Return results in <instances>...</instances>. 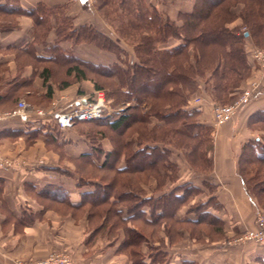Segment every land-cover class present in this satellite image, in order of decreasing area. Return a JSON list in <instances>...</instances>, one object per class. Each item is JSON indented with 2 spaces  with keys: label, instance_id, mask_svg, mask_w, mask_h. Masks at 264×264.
<instances>
[{
  "label": "trees",
  "instance_id": "trees-1",
  "mask_svg": "<svg viewBox=\"0 0 264 264\" xmlns=\"http://www.w3.org/2000/svg\"><path fill=\"white\" fill-rule=\"evenodd\" d=\"M95 3L98 11L104 6L121 10L115 12L122 22L117 33L133 39L137 61L125 60L124 65L118 62L94 64L77 57L72 49L76 43L86 42L100 48L101 40L110 48L118 47V43L93 25L74 27L66 3L51 7L40 1L33 9H21L10 0L0 1V32L7 34L15 30L18 28L16 16L29 14L37 29L43 26L42 37L54 30V41L44 44L51 56L39 57L46 63L60 61L65 65L67 79L59 81L60 88L69 86L73 80L91 79L95 90H106L117 101L134 102L132 107L118 114L75 123L74 127L85 124L84 130L93 149L81 167L85 170L90 166L92 170L79 179V184L89 185L92 190L83 193L78 206L91 201L99 222L97 229L107 231L110 237H117L119 229H123L125 237L120 250L127 251L133 264H147V256L152 262L169 264L164 258L168 252L161 247L151 245L150 253L145 255L141 245L161 227L170 237L169 226L164 227L165 220L179 224L201 223L198 217H176L177 210L186 203L185 190L180 193L179 188L187 183L188 188L198 187L185 182L163 193H160L162 188H157L155 194L148 195L132 180L135 174L140 173V177L149 174L148 168H156L158 179L162 167H173L169 156H164L171 150L166 144L169 139L185 135L192 141L188 148L193 152L204 148L209 129L198 122L199 111L191 105V94L199 88V81L204 80V88L213 100L226 101L241 82L249 78L251 66L242 44L247 37H251L255 45L264 44V0H195L192 11L180 15V26L148 0H95ZM236 20L240 23L230 27ZM37 29L35 38L40 35ZM171 38L178 39L179 44L159 48ZM62 42L72 45L65 46ZM42 76L48 81L52 77L51 68L45 66ZM51 95L50 86L47 96ZM153 119L157 122L153 123ZM249 121L251 125H258V129H264V109L256 110ZM43 125H48L45 132L55 139L61 138L62 131L52 119L43 120ZM104 138L110 139L111 151L104 150L101 143ZM261 139L255 137L243 144L239 160L244 165L239 163L238 173L247 191L256 197L257 210L264 209V137ZM207 151L202 150L204 156ZM206 160L209 167L213 165L209 154ZM117 173L131 179L117 177ZM204 213L209 214V211ZM147 227L151 228L150 233L145 230ZM180 264L195 262L183 260Z\"/></svg>",
  "mask_w": 264,
  "mask_h": 264
},
{
  "label": "crops",
  "instance_id": "crops-1",
  "mask_svg": "<svg viewBox=\"0 0 264 264\" xmlns=\"http://www.w3.org/2000/svg\"><path fill=\"white\" fill-rule=\"evenodd\" d=\"M40 1L51 7L68 4L70 8L67 14L74 18V27L93 25L116 41L115 33L101 18L94 0H16L14 5L21 9H33ZM148 1L179 26L182 25L180 15L192 11L195 4V0ZM239 22L236 20L229 26H235ZM17 23L18 28L15 30L7 34L0 32V111L16 109L21 100L29 103L31 108H45L52 101L66 105L93 93L95 87L91 79L73 80L65 88H60L59 81L54 82L52 77L45 81L42 76L44 67L52 69L51 65L55 62L46 63L39 56H51L44 44L54 41V30L46 38L38 39L35 38L34 19L29 14H18ZM179 42L178 39L171 38L166 43H161L159 48H172ZM62 44L72 45L69 42ZM248 45L253 46L251 43ZM72 49L77 57L94 64H109L114 63L111 61L113 59L118 60L111 53H105L98 46L86 42L76 43ZM126 52L127 57L124 55V58L127 61L133 63L138 60L133 50L127 48ZM248 57L251 61L250 56ZM105 59L110 60L105 62ZM50 86L52 95L48 97ZM258 109H264V97L250 112ZM28 114V118L17 114L0 119V154L13 161L11 166L0 163V259L6 264H15L17 258L43 259L52 251L68 250L73 257L72 264H133L128 254L120 250L125 237L123 229H119V232L122 231L117 237H110L107 231L97 229L99 222L93 214L91 201L78 206L83 193L92 190L89 185L79 184L83 173L92 170L90 166L85 170L81 168L86 155L93 152L92 142L84 130L85 124L61 130V138L55 139L45 132L48 125L38 124L39 121H49L48 118L41 119L31 111ZM155 122L157 120L153 119V123ZM247 137L246 134H234L225 129L216 134L214 148L211 150L214 166L208 174L210 178L214 176L215 188L205 202L208 198L215 197L219 204L218 209H208L220 220V238L209 243L222 245L218 258L215 254L207 264H263L264 261V244H245L235 249L224 246L229 234L251 227L257 214L253 196L238 174V163ZM101 143L105 151L112 150L109 138L102 139ZM187 170L189 176L182 182H191L203 189L201 184L205 181L202 178L206 174L201 177L199 184L191 178L194 177L193 171ZM206 181L211 182L207 178ZM141 182V187L149 186V182ZM169 189L162 187L160 193ZM186 210L178 209L176 217H193L192 212L187 213ZM155 237V240L151 238L142 243L143 253L151 245H161L162 250H168L163 246L166 243L163 229ZM193 241H196L195 238ZM199 257L193 249L183 253L182 258L197 264ZM146 262L159 264L148 259Z\"/></svg>",
  "mask_w": 264,
  "mask_h": 264
},
{
  "label": "rangeland",
  "instance_id": "rangeland-1",
  "mask_svg": "<svg viewBox=\"0 0 264 264\" xmlns=\"http://www.w3.org/2000/svg\"><path fill=\"white\" fill-rule=\"evenodd\" d=\"M12 4L15 3L16 0H11ZM94 4L95 0H94ZM240 5L238 7L235 8L236 11H238L240 9ZM70 6H68V10H69ZM115 7L114 6H104L102 7V9L99 11V14L101 16V18L106 22V24H108L109 26H111L113 32L116 35V41L114 40L115 43L114 45H117L118 47H108L109 45L107 43H105V41L101 40V44H103V46H101L100 50L104 51L105 53H111L114 57H117L118 60L113 59L111 61L114 62H118L120 64L124 65V62L126 60L125 57H127L126 55V49L128 48L129 50H133L135 52V45H134V41L131 38H123L122 36H120L117 33V27L120 26L122 24L121 20L119 17L116 18V16L118 15L117 13L115 14V12L118 11V13L121 12V10L119 8H116L117 11H114ZM238 9V10H237ZM74 15V14H73ZM72 19V23H73V17L70 16ZM75 17V16H74ZM126 20V19H124ZM15 21H17V16L15 18ZM240 21V20H239ZM240 23V22H239ZM74 26V23H73ZM35 29H37V27H35ZM40 32L44 31L43 26H39V28L37 29ZM36 30V31H37ZM101 31H103L102 29H100ZM42 34L39 35L38 39H44L47 36H45L44 38H42ZM252 44L253 46L248 47V44ZM243 46L246 47V53H247V59L248 62L250 63L251 66V75L249 76V78L243 82H241V85L239 87H237V90L233 92V94H230L228 100L226 101H215L212 99L211 95L208 93L207 90H205L204 86V80H200L199 81V88L197 90H195L190 97V101H191V105L194 109H197L199 111L198 114V122L203 123L204 125H206V127H208L209 129V138L207 139L206 143L204 144V146L202 145V147H204L207 151L206 155L204 156V153L202 152L201 149L199 151L193 152L190 148H188L189 146V142L192 143V141L189 139H187V137L185 135L181 136V138L179 139H169L166 141L167 146L170 147V152L168 154H164V156L166 155L165 158H167L169 156V158L172 160V166H170L169 168H163L159 171V175L158 179H156V174H155V169L156 168H148L149 174L146 175H142L140 177V173L135 174V180H132V182H136L139 186V184H141V181H147L149 182V186L147 188L142 186V190L143 193H147L148 195L151 194H155L154 192H157V188H170L171 184L173 183H177L172 185L171 187H174L175 185H180L182 184L183 180L185 178H187L189 175V170L187 169H191L193 171V176H191L192 179H195V181L199 184H201L199 180H201V177H203L204 174H206V177L202 180L205 181L204 184H201L203 187V189L205 188V190H203L202 188H188V186L190 185L189 183L184 184L183 188H179L180 193H184L183 191L185 190V198H186V203L181 206L179 209L184 210L187 209V213L188 212H192L193 217H198L201 221L200 224L196 223H191V224H179L176 223L173 220H165L164 221V227L167 229V225L169 226V231H170V237L166 234L165 230V242L164 243V247L168 250H165L166 253L168 252L167 256L164 257L166 260V263H172V264H180L184 259L183 257V253H186L187 250H196V253L200 255L199 259L200 261L197 262V264H207L208 261L213 260L212 256H214L216 254V257L218 258V251L220 249V244H210L209 242L214 241L218 238H220V220L218 218V216L214 215L213 213H211L209 211L208 213H204V211H208L209 207L212 210V208L218 209L219 208V204L216 203V198L215 197H210L207 199V196L211 195L212 191H214L215 188V180H214V176L210 178V176L208 177L209 172L212 170L213 166H214V162L213 165H211L209 167V162H207L206 160V156L209 154V156L213 157V154L211 153V150H213L214 148V142H215V138H216V134L221 131L222 129H225L226 132H230V133H242L243 135H248L247 139H253L255 137H261L263 139L264 137V129H258V125H251V122L249 121V118L251 117V115L255 112H250L253 107L255 105L258 106V102H260L262 100V98L264 97V67L262 65H260L258 62H256L254 60V58L251 56L249 50L252 47H256V48H264V44H259V45H255V43L253 42V40L251 39V37H247L243 40ZM96 46V45H95ZM74 47V45L72 46V48ZM136 54V52H135ZM251 61L249 60V57ZM113 58V57H112ZM102 60V58H101ZM110 59H105L104 61L108 62ZM53 68L52 70V79L55 81H61L62 79H67V77L65 76L64 73V68L65 65L60 62V61H55V63H53V65H51ZM257 73V74H256ZM261 74V77H259ZM263 80V81H262ZM109 81V80H108ZM257 82L258 86L255 90L254 96L252 97L251 101L249 102L248 105H246L239 113L238 115L234 118V120L227 122L224 125H216L215 121H214V115H213V107L216 104H228V103H232L242 92V89L244 87L247 86L248 83H252V82ZM208 87V86H207ZM123 90V89H122ZM105 92V96H106V100L109 102V110L108 115H114V114H118L116 111L120 110V112L129 109L130 107H132L131 105H133V101H117L116 98L111 97L108 94V91L103 90ZM112 92V91H111ZM198 97L200 100L199 101H194V98ZM23 101V100H21ZM53 102V101H52ZM29 105V103H27ZM252 108V109H251ZM12 111V110H11ZM0 112H5V111H0ZM110 113V114H109ZM107 115V116H108ZM257 117V116H256ZM256 119V118H255ZM253 119V120H255ZM37 124V122H36ZM136 127H138V124H135ZM182 126V125H181ZM183 129V127H182ZM186 130L183 129V133L184 134H188V132H185ZM130 134H127V136H129ZM124 136V135H123ZM122 136V137H123ZM120 138L121 136H117V138ZM138 137V136H136ZM261 139V141H262ZM248 140H246L245 142H247ZM170 141V142H168ZM203 143V142H202ZM213 152V151H212ZM168 155V156H167ZM164 158V159H165ZM181 160V161H180ZM192 161L195 162V165L192 164ZM209 161V160H208ZM163 162V160H162ZM160 163L161 165L163 163ZM243 162V161H242ZM239 160L240 165H244V163H242ZM174 163V164H173ZM239 163H238V173H239ZM209 164V165H208ZM179 165V166H178ZM183 167V168H182ZM210 168V169H209ZM180 170V173L179 171ZM182 170V172H181ZM122 175V176H121ZM181 175V177L179 176ZM198 175V176H197ZM125 177L123 174L118 175L117 173V177ZM132 176V175H131ZM126 180H130L131 178H127L125 177ZM206 178L208 180H211V182L206 181ZM182 182V183H181ZM140 188V186H139ZM207 189V191H206ZM141 190V191H142ZM250 194V193H249ZM253 196L254 201L257 200L256 197L251 194ZM256 202V201H255ZM178 211V210H177ZM214 211V210H213ZM216 212V211H215ZM260 212L261 214L264 215V209L261 210H257V213ZM256 217L257 214L255 216V221L253 223V225L251 227L248 228H253L255 223H256ZM138 225L141 222H137ZM145 227V226H143ZM162 229V227H161ZM247 229V228H246ZM242 230L239 233H233V234H229L227 236V240H225V244L227 248L229 249H235V248H241L243 247L245 244H253V245H259V244H264V241L259 242L256 240H238V238L242 235V233L246 230ZM145 230L150 233L151 232V228L147 227L145 228ZM122 231V230H121ZM118 232L119 233H121ZM189 233V235H187ZM125 235V233H124ZM205 236L207 238H205ZM167 237V239H166ZM185 237V239H184ZM155 235L152 236V239L155 240ZM193 238H195L196 241H193ZM196 242V243H195ZM169 244V245H168ZM210 244V245H209ZM159 247L162 248V246L158 245ZM196 247V248H194ZM226 248V247H225ZM55 251H60V250H55ZM52 251V252H55ZM68 251V250H67ZM151 251V249L149 248L145 255L149 254ZM161 251V250H159ZM171 251V253L169 252ZM51 252V253H52ZM125 253H127V251H124ZM70 253V252H69ZM169 253L171 255H169ZM50 254V253H49ZM206 254V255H205ZM198 256V255H197ZM196 256V257H197ZM72 257V255H71ZM160 257V256H158ZM156 257V258H158ZM73 258V257H72ZM150 262H152L153 260H151V258L149 256H147V258ZM161 258H159L160 260ZM163 259V257H162ZM161 259V260H162ZM207 259V261H206ZM17 260H29V259H23V258H17L15 259V264ZM178 260V261H176ZM176 261V262H175ZM202 262V263H199ZM214 264V263H211Z\"/></svg>",
  "mask_w": 264,
  "mask_h": 264
},
{
  "label": "built area",
  "instance_id": "built-area-1",
  "mask_svg": "<svg viewBox=\"0 0 264 264\" xmlns=\"http://www.w3.org/2000/svg\"><path fill=\"white\" fill-rule=\"evenodd\" d=\"M249 52L254 60L264 67V48L252 47ZM257 86L258 83L255 81L248 83L247 86L242 89L241 94L232 103L214 105L213 115L215 124L220 126L234 120L238 113L249 104ZM199 100L198 97L194 98V101ZM108 110L109 102L106 100L105 92L103 90H95L91 95L80 97L74 101H70L66 105L53 101L49 107L31 108L25 101H19L16 109L0 112V119L17 114L24 115L28 118V113L31 111L41 119H52L61 130H68L74 127L77 121L95 120L105 117L108 115ZM116 112L120 113V110ZM42 123V121L38 122L41 126ZM0 163L5 166H11L13 161L0 154ZM249 239L259 242L264 241V215L260 212L257 213L254 227L247 228L238 238V240ZM72 262L73 259L69 251L60 250L50 253L43 259L17 260L16 264H72ZM0 264L6 263L0 259Z\"/></svg>",
  "mask_w": 264,
  "mask_h": 264
},
{
  "label": "water",
  "instance_id": "water-1",
  "mask_svg": "<svg viewBox=\"0 0 264 264\" xmlns=\"http://www.w3.org/2000/svg\"><path fill=\"white\" fill-rule=\"evenodd\" d=\"M86 0H81V2H85Z\"/></svg>",
  "mask_w": 264,
  "mask_h": 264
}]
</instances>
